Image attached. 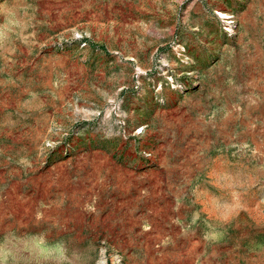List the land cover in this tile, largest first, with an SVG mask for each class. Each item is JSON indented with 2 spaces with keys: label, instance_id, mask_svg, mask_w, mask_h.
<instances>
[{
  "label": "rangeland",
  "instance_id": "1",
  "mask_svg": "<svg viewBox=\"0 0 264 264\" xmlns=\"http://www.w3.org/2000/svg\"><path fill=\"white\" fill-rule=\"evenodd\" d=\"M0 264H264V0H0Z\"/></svg>",
  "mask_w": 264,
  "mask_h": 264
},
{
  "label": "bare ground",
  "instance_id": "2",
  "mask_svg": "<svg viewBox=\"0 0 264 264\" xmlns=\"http://www.w3.org/2000/svg\"><path fill=\"white\" fill-rule=\"evenodd\" d=\"M225 17V16H224Z\"/></svg>",
  "mask_w": 264,
  "mask_h": 264
}]
</instances>
